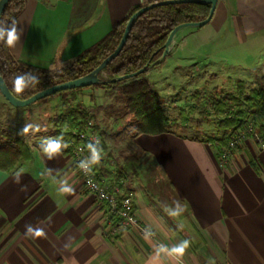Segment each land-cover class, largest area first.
Listing matches in <instances>:
<instances>
[{
    "label": "crops",
    "instance_id": "crops-1",
    "mask_svg": "<svg viewBox=\"0 0 264 264\" xmlns=\"http://www.w3.org/2000/svg\"><path fill=\"white\" fill-rule=\"evenodd\" d=\"M147 1L25 0L16 19L23 32L12 53L36 66L61 68L110 32L132 7ZM201 51L220 66L249 74L241 78L249 86H259L264 0H219L208 24L176 35L167 57L177 65ZM167 57L161 68L168 65ZM215 68L210 67V75L225 77ZM150 81L161 94L178 90L175 82L168 89ZM107 92L87 89L81 101L91 110L101 108L108 104ZM48 104L56 108L49 125L23 136L31 157L13 171L0 169V264H177L171 249L185 239L190 247L181 264H264V150L256 140L248 138L224 160V144L207 141L185 126L141 133L129 113L118 120V132H107L100 124L109 157L96 172L110 182L120 181L115 159L139 155V174L125 177L122 188L132 191L137 214L153 232L131 227L116 233L105 207L82 186L69 142L49 149L61 100ZM8 109L22 107L0 92V131H20L26 122L9 117ZM65 186L75 192L63 193ZM29 229L46 237L33 238Z\"/></svg>",
    "mask_w": 264,
    "mask_h": 264
},
{
    "label": "trees",
    "instance_id": "trees-1",
    "mask_svg": "<svg viewBox=\"0 0 264 264\" xmlns=\"http://www.w3.org/2000/svg\"><path fill=\"white\" fill-rule=\"evenodd\" d=\"M159 1L150 0L132 7L115 27L66 65L58 69L45 68L18 60L12 53L11 47L0 41V71L11 91L19 98L26 99L36 92L54 84L65 82L83 76L97 67L104 58L114 51L124 32L129 17L142 6ZM25 7V0H10L0 20L9 24L16 21ZM210 4L185 2L178 4L159 5L144 12L135 22L129 37L120 53L106 66L101 73L106 81L86 87L66 89L55 93L61 100V110L53 117L55 127L52 140L53 145L69 142L72 130L78 125L86 123L89 119L97 121L98 106L91 110L81 101V96L87 89L104 88L107 91H116L122 97L128 113L136 121L138 132L160 133L174 127H187L189 110L180 111V116H172L166 111L164 99L156 90L148 73L151 68L161 66L164 44L175 26L188 21L205 19L210 12ZM149 61L153 66L139 75L121 81H112L113 78L134 72ZM32 72V76L41 78V83L33 86V81L26 77L27 88L17 94L13 90V80L17 75ZM39 75V76H38ZM215 76V74H214ZM231 86L225 84L197 90L193 97L194 106L191 111L200 108L204 121H215L214 133L204 131L197 127L199 133L207 141L217 144L228 143L232 133L244 128L249 121L258 128L264 136V74L259 79V86L251 87L246 80L228 78ZM92 100L96 97L92 95ZM98 127L100 124L98 123ZM20 131L16 128L0 131V169L13 171L19 163L31 157L30 149ZM101 145L93 146L99 152L103 147V157L100 163L108 161L106 156L107 144L104 140ZM90 152L91 149L88 147ZM67 153V149H64ZM93 155V154H92ZM117 161V178H125L139 174L140 157L137 153L123 154ZM97 165H94L95 171ZM100 176L101 173L97 172Z\"/></svg>",
    "mask_w": 264,
    "mask_h": 264
},
{
    "label": "rangeland",
    "instance_id": "rangeland-1",
    "mask_svg": "<svg viewBox=\"0 0 264 264\" xmlns=\"http://www.w3.org/2000/svg\"><path fill=\"white\" fill-rule=\"evenodd\" d=\"M197 28L198 27L188 26L184 28L183 31L189 32L191 30H197ZM204 49L205 47H203V50ZM167 58L168 65L164 66L163 68H161V66L151 68L149 71L151 72L150 76L148 73L150 80H154L156 88L166 85V87L169 89L171 88L172 84L174 86V82L176 84L174 87H178V90L174 89L168 93L161 94L162 98L164 99L166 108L168 107L166 109L167 112H171L170 115L174 117L177 116L178 118V116H180L179 114L181 109H186L187 111L189 110L188 113L190 117L189 119H187V127L190 132L199 133L197 127H201V129H203L204 131L214 132L216 123L214 120L204 121L202 118L203 115L201 114L199 107H197L194 111L190 110V108H192L195 103L192 96L197 90L202 91L204 90V88L210 89L212 86L214 87L218 84H225L227 87H229L232 84L229 81L228 77H231L236 80L241 78L247 79L249 74L242 72L239 68L220 66L219 60H217L216 58L206 57L205 54L202 55V51L196 52V56L194 58H189L185 61H179L177 65L173 57L168 56ZM214 65H216L215 69L218 70V72L220 71V74H225V77H221L224 81H222V79L218 80L214 78L216 77V75L214 76V74L210 75V67H213ZM181 75L184 76V79L182 80L181 78H179ZM215 82L217 84L214 85ZM101 90H103V88H101ZM162 92L167 91L162 90ZM107 93V95L110 97L108 98L107 96L106 98V103L108 104L102 105L101 108L98 107L96 111V122L97 124H102V126L105 127L104 129H106L107 132H118L120 129L118 127V120H120L121 118L123 119L128 115L127 107L124 105L122 97L119 96L116 91H108ZM58 97L59 95L52 94L30 105L22 106V109H18V111H16L17 109H8V114H6L13 119H21L22 121H25L28 124L38 126V129L43 128V126L47 127L50 123L51 115L56 109L54 105L48 104V100L51 101L57 99ZM103 98L105 99V97ZM175 100L179 102L175 103ZM99 120L101 121V123ZM130 120L134 119L130 117ZM130 120L127 121L131 122ZM117 143H119L118 140H116V143L114 144L118 146ZM114 156L115 158H117V156L119 157V155Z\"/></svg>",
    "mask_w": 264,
    "mask_h": 264
},
{
    "label": "built area",
    "instance_id": "built-area-1",
    "mask_svg": "<svg viewBox=\"0 0 264 264\" xmlns=\"http://www.w3.org/2000/svg\"><path fill=\"white\" fill-rule=\"evenodd\" d=\"M248 138L256 140L264 150V136L253 122L249 121L244 128L232 133L228 143L220 150L221 157L228 160L229 156ZM96 139H99L101 143L95 144ZM89 142L95 145H101L103 142L102 130L94 119H89L86 123L73 128L69 140L75 172L82 186L95 197L100 205L105 207L108 221L114 226L116 233L136 227L146 234H152L153 232L143 224L136 212L132 191H124L122 188L125 179L120 178V181L110 182L104 176L97 175L92 153L87 146ZM89 181H91L90 184ZM223 264L232 263L224 262Z\"/></svg>",
    "mask_w": 264,
    "mask_h": 264
},
{
    "label": "water",
    "instance_id": "water-1",
    "mask_svg": "<svg viewBox=\"0 0 264 264\" xmlns=\"http://www.w3.org/2000/svg\"><path fill=\"white\" fill-rule=\"evenodd\" d=\"M9 1L10 0H0V16L3 13V11L6 9ZM218 1L219 0H159V1H155L152 3L146 4V5L142 6L140 9H138L136 12H134L129 17V19L126 23L124 32L122 34V37H121L118 45L114 49V51L111 52L106 58H104L103 61L97 67H95L92 71H90L89 73H87L83 76L65 81V82L54 84L50 87H47L43 90L36 92L35 94H33L32 96H30L26 99H21V98L17 97L11 91V89L8 86L4 76L2 75V73L0 71V92L12 105H14L16 107H22V106L30 105V104H32V103H34V102H36L42 98H45L47 96H50V95L55 94V93L62 91V90L73 89V88H77V87H86V86H91V85H95V84H99V83H104L106 80L104 78H102L101 73L106 68V66L120 53V51L124 47L128 37H129V34H130L135 22L144 12H146L147 10H149L153 7L159 6V5L178 4V3H185V2L210 4L211 9H210L209 15L205 19L197 20V21L183 22V23H180L173 28V30L169 34V36H168V38L164 44V51H163L162 59H165L172 49V45L175 41L176 35L180 31H182L184 28H186L188 26L202 27V26H204L210 22V20L212 19L213 15H214ZM152 66H153V64L151 63V61H149L142 68H140L134 72H131V73L119 76V77H115L112 79V81H121V80H125L128 78L135 77V76L139 75L140 73H143L146 70L150 69Z\"/></svg>",
    "mask_w": 264,
    "mask_h": 264
},
{
    "label": "clouds",
    "instance_id": "clouds-1",
    "mask_svg": "<svg viewBox=\"0 0 264 264\" xmlns=\"http://www.w3.org/2000/svg\"><path fill=\"white\" fill-rule=\"evenodd\" d=\"M17 21H12L10 24L6 20H0V41H3L7 46L9 47H15L16 44L20 41V36L22 35L23 29L17 28ZM39 76V75H38ZM29 77L33 81V86L38 85L41 83V78H37L36 76H32V72H26L20 75H17L15 79L13 80V90L17 94H21L26 88V80L25 78ZM36 127L33 124L26 123L25 126L20 130L18 133L21 136L27 135L30 131L34 132L36 130ZM100 140L96 139L95 144H100ZM67 142L65 143V147H67ZM87 146L92 151V158L94 161V165H98L103 157V147L98 152L96 148L93 146V142H89ZM59 148V145H49V149L56 150ZM49 149H44L45 152H47ZM91 181H89V184ZM63 193L67 194H73L75 190L71 187H63L61 189ZM176 203V202H174ZM29 233L33 238H40V237H46V233H44L41 230H32L29 229ZM29 233H25V235H29ZM190 247V241L188 239H185L181 242L180 245L174 246L171 249V252L175 254L179 259L177 261V264H181V258L184 256L186 250Z\"/></svg>",
    "mask_w": 264,
    "mask_h": 264
}]
</instances>
